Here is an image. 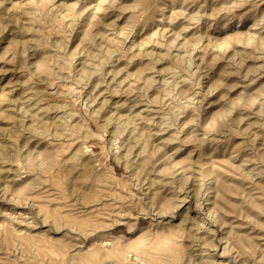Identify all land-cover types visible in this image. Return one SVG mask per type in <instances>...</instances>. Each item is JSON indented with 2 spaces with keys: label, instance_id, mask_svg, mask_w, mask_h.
<instances>
[{
  "label": "rangeland",
  "instance_id": "obj_1",
  "mask_svg": "<svg viewBox=\"0 0 264 264\" xmlns=\"http://www.w3.org/2000/svg\"><path fill=\"white\" fill-rule=\"evenodd\" d=\"M0 104V264H264V0H0Z\"/></svg>",
  "mask_w": 264,
  "mask_h": 264
},
{
  "label": "bare ground",
  "instance_id": "obj_2",
  "mask_svg": "<svg viewBox=\"0 0 264 264\" xmlns=\"http://www.w3.org/2000/svg\"><path fill=\"white\" fill-rule=\"evenodd\" d=\"M114 41H115V40H114ZM114 41H113V42H114ZM117 42H119V41H117ZM114 43H115V42H114ZM117 44H118V43H117ZM118 45H119V44H118ZM121 46H122V45H121ZM119 47H120V46H119ZM195 48H196V47H195ZM197 48H198V47H197ZM113 52H114V51H113ZM166 54H167V53H166ZM178 55H179V54H178ZM186 67H187V66H186ZM83 69H84V68H83ZM119 73H120V72H119ZM115 82H116V81H115ZM128 82L130 83V81H128ZM117 83H118V82H117ZM129 83H128V84H129ZM133 83H136V82L133 81ZM131 85H132V83H131ZM131 85H128V86H129L128 88H130ZM133 86H134V85H133ZM68 87H69V86H68ZM117 87H119V86H117ZM119 88H120V87H119ZM71 89H72V88H71ZM120 89H121V88H120ZM120 89L115 88V89L113 90V92H112V95H113V96H116V95H119L121 92H123V89H122V90H120ZM71 91H72V90H71ZM108 92H109V90H108ZM124 92H125V91H124ZM69 94H70V93H69ZM73 94H74V93H73ZM108 94H109V93H108ZM65 96H66V95H65ZM65 96H64V97H65ZM69 96H70V95H69ZM109 98H111V97H108L107 100L103 101L104 103L101 104V110L104 109V108H106V107H109L110 109L114 110L112 107H113V106L115 107V106L118 105L117 102H116V103L109 102V100H110ZM110 101H111V100H110ZM108 102H109L110 104L112 103L113 105L110 106V104H109V106H107V105H108ZM71 103H72V102H71ZM63 104H64V103H63ZM105 105H106V107H105ZM0 106H1V104H0ZM62 106H63V105H62ZM66 106H67V105H66ZM2 107H3V105H2ZM2 107H1V108H2ZM26 107H27V106H26ZM34 108H35V107H34ZM60 108H63V107H59V109H60ZM109 108H107V109H108V114L110 113V112H109V111H110ZM2 109H3V108H2ZM2 109H1V110H2ZM40 109H41V108H40ZM115 109H116V107H115ZM47 110H48V109H47ZM71 110H72V109H71ZM37 111H38V109H37ZM40 111H41V110H40ZM103 111H104V110H103ZM115 111H117V110H115ZM118 111H119V110H118ZM121 111H122V110H121ZM121 111H120V112H121ZM179 111H180V110H179ZM34 112H35V111H34ZM34 112H33V115L35 114ZM38 112H39V111H38ZM94 112H95V111H94ZM101 112H102V111H101ZM105 112H107V111H105ZM99 113H100V111H99ZM117 113H119V112H117ZM117 113H116V114H117ZM38 114H39V113H38ZM70 114H71V113H70ZM111 114H112V113H111ZM122 114H123V113H122ZM31 115H32V114H31ZM104 115H105V114H104ZM117 115H118V114H117ZM117 115H116V116H117ZM105 116H106V115H105ZM105 116H104V117H105ZM110 116H111V115H110ZM34 117H35V116H34ZM118 117H119V118H123V120H124V119H131V118H129V117H131V116H129V115L122 116V115L120 114V116L118 115ZM56 118H57V117H56ZM73 118H74V116H73ZM110 118H111V117H108V116H107L106 119H104V120H107L106 122H104V124L106 123V124L108 125L107 122H110V121H111ZM116 119H117V118H116ZM63 120H64V119H63ZM104 120H103V121H104ZM152 121H153V120H152ZM126 122H127V121H126ZM131 122H132V121H131ZM187 122H188V121H187ZM60 123H61V121H60ZM60 123H59V124H60ZM65 124H66V122H65ZM110 124H111V123H110ZM110 124H109L108 127H111L112 124H111V125H110ZM133 124H134V123H133ZM165 124H166V123H165ZM167 124H168V123H167ZM183 124H184V123H183ZM107 125H106V126H107ZM65 126H66V125H65ZM149 126H150V125H149ZM152 126H153V125H152ZM171 126H172V125H171ZM189 126H190V125H189ZM57 127H59V125H58ZM60 127H63V125H62V126L60 125ZM126 127H127V126H126ZM64 128H66V127H64ZM106 128H107V127H106ZM57 131H58V130H57ZM160 131H161V130H160ZM162 131H163V130H162ZM157 132H158V131H157ZM157 132H156V134H157ZM152 133H153V132H152V130H151V134H152ZM55 134H57V133H55ZM153 134H155V133H153ZM156 134H155V135H156ZM155 135H153V136H155ZM60 136H61V135H60ZM60 136H59V137H60ZM135 145H136V143H135ZM6 148H7V147H5L4 144L1 142V143H0V156H1L0 159L3 158L2 155H5V152H6L5 149H6ZM144 148H145V147H144ZM125 153H126V152H125ZM144 153H145V152H144ZM126 154H127V153H126ZM129 154H131V153H129ZM78 155H80V154H79V153L76 154V156H78ZM76 156L74 155L75 158H76ZM4 157H5V156H4ZM77 158H78V157H77ZM3 159H4V158H3ZM1 162H2V161H1ZM6 178H7V177H6ZM162 181H163V180H162ZM7 182H8V180L6 181V183H7ZM165 182H166V181H165ZM9 183H10V182H9ZM7 184H8V183H7ZM184 200H185V199H184ZM208 201H209V200H208ZM175 207H176V206H175ZM175 207H174V208H175ZM83 208H84V207H83ZM174 208H173V209H174ZM3 213H4V212H3ZM171 213H172V212H171ZM5 214H7V212H6ZM168 214H169V213H168ZM210 214H211V213H210ZM7 215H9V217H10V214H7ZM11 215H12V214H11ZM18 217L23 219V218L25 217V214H23V213H18ZM188 220H190V219H188ZM192 220H193V219H192ZM21 221H22V220H21ZM161 221H162V220H161ZM169 223H170V222H169ZM200 224H201V223H200ZM200 224H199V225H200ZM195 225H196V224H195ZM200 228H201V227H200ZM200 228H199V229H200ZM171 229H172V228H171ZM202 229H203V228H202ZM169 230H170V229H169ZM172 230H173V229H172ZM193 231H194V230H193ZM199 231H200V230H199ZM199 231H198V233H199ZM210 236H211V235H210ZM188 238H191V240H193V242H195V243H197V242L200 243V240H201V237H200V238L198 237L197 232H195L194 234L191 235V237H188ZM188 240H189V239H188ZM195 243H193V244L191 245V246H192L191 248H193V245H195ZM105 245H106V244H105ZM196 245H197V244H196ZM103 246H104V245H103ZM196 247H197V246H196ZM206 248H207V247H206ZM215 248H216V247H215ZM224 252H226V250H225ZM191 255H192V254H191ZM212 257H213V256H212ZM130 258H131V257H130ZM134 260H137V262H140V261H138L137 258H135ZM143 264H144V263H143Z\"/></svg>",
  "mask_w": 264,
  "mask_h": 264
}]
</instances>
